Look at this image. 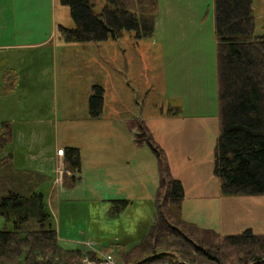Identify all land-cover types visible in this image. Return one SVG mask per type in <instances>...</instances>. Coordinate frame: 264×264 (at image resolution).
<instances>
[{
    "label": "rangeland",
    "instance_id": "1",
    "mask_svg": "<svg viewBox=\"0 0 264 264\" xmlns=\"http://www.w3.org/2000/svg\"><path fill=\"white\" fill-rule=\"evenodd\" d=\"M93 1L95 10L105 2ZM213 1L157 0L150 38L134 41L124 33L110 54L101 48L97 76L106 88L104 109L86 120L90 83L85 68L76 70L78 51L60 36V26L74 25L68 6L60 0H0V124L13 122L7 150L16 170L35 171L46 162L39 190L60 247L100 254L98 263L84 264H102L106 254L116 264H143L158 254L138 251L150 230L159 184L152 149L134 141V125L141 121L164 151L170 176L184 187L183 220L222 235L246 229L264 234V195L224 196L213 175L220 124ZM253 8L254 33L264 34L258 29L264 0H253ZM113 55L122 62H111ZM5 73L13 78L10 92ZM68 147L80 150L84 165L72 187L64 185L54 157ZM112 200L129 204L115 211ZM118 246L139 255L124 256Z\"/></svg>",
    "mask_w": 264,
    "mask_h": 264
},
{
    "label": "trees",
    "instance_id": "2",
    "mask_svg": "<svg viewBox=\"0 0 264 264\" xmlns=\"http://www.w3.org/2000/svg\"><path fill=\"white\" fill-rule=\"evenodd\" d=\"M60 2L68 6L74 24L70 28L60 26V36L66 43L117 40L124 33H131L133 40L139 41L153 35L157 0H105L98 10L94 9L93 0ZM213 2L220 117L213 175L224 196L264 195V35L254 33L253 0ZM5 74V88L10 92L13 78ZM103 103V87L93 85L89 97L91 118L100 117ZM132 121L128 122L131 127ZM134 127L135 143L152 149L159 172L150 230L144 244L138 247L139 252L150 249L151 254L159 255L143 264H264V234L246 229L239 234L222 235L183 220L181 181L170 176L164 151L143 122ZM12 143L13 125L3 121L0 217L4 224L0 227V264H84L85 260L98 263L99 253L60 247L51 212L39 190L46 176L34 170L14 169L13 154L7 150ZM63 158V182L72 187L79 180L80 150L65 148ZM112 201L115 211L124 210L129 204L128 200ZM120 248L116 251L124 256L139 255L125 254ZM163 252L177 254L183 263Z\"/></svg>",
    "mask_w": 264,
    "mask_h": 264
},
{
    "label": "crops",
    "instance_id": "3",
    "mask_svg": "<svg viewBox=\"0 0 264 264\" xmlns=\"http://www.w3.org/2000/svg\"><path fill=\"white\" fill-rule=\"evenodd\" d=\"M260 20L262 21V23L260 24V27H258V29H260L262 31V33H264V15L262 16V18H260ZM257 24H258V21H256ZM261 35H264V34H261ZM123 37V36H122ZM122 37H120L119 39L117 40H107V41H103V42H98V43H66V45H68V47L72 46V48L76 49L78 52V56H77V61L79 64H77V67H76V70L80 71L81 68H85V69H89L88 71H84L85 69L82 70L83 74L86 75V81H88V83H90V93L88 94V103H87V109L85 110H88L89 111V97L92 93V87L93 85H99V79L98 78V59H101L102 58V55H104V53L102 55L98 54L99 50L101 48H104L105 49V53L107 54H110V48L111 49H116L113 45V43L119 41ZM112 55V54H111ZM109 60L111 62H122V60L120 59H117V57L115 55L113 56H110L109 57ZM68 61H73L71 59V57H68L66 59V62ZM80 63H81V66H80ZM95 65H94V64ZM119 65V63H117ZM120 66V65H119ZM113 67V66H112ZM71 69H73V67H68V70L70 71ZM97 78H98V81H97ZM105 83L108 84L111 82V80L109 79V77L107 75H105ZM5 78H4V82L5 83ZM102 85V83L100 82V86ZM13 87V85H12ZM11 88V86L9 87ZM104 89V93H105V89L106 88H103ZM103 109H104V103H103ZM88 117H89V113H88ZM86 120H92L90 117L89 119H86ZM6 121H11L12 125H13V122L12 120H6ZM3 122V121H2ZM1 125V124H0ZM60 148H58L56 150V152H54V157L57 158V163H58V166L63 170V162L61 161L62 158H63V155H58L57 152ZM13 154V153H12ZM48 159H51V157H48ZM12 160H13V157H12ZM45 164L42 165V166H39V168L35 169V171H38L40 173H45V168H46V162H44ZM81 166L82 168H84V165H83V160L81 161ZM172 169L174 170V167H172ZM23 170H26V169H23ZM63 173H65V171L63 170ZM89 251H93V250H89Z\"/></svg>",
    "mask_w": 264,
    "mask_h": 264
},
{
    "label": "built area",
    "instance_id": "4",
    "mask_svg": "<svg viewBox=\"0 0 264 264\" xmlns=\"http://www.w3.org/2000/svg\"><path fill=\"white\" fill-rule=\"evenodd\" d=\"M102 264H114V260L111 255H106L103 260Z\"/></svg>",
    "mask_w": 264,
    "mask_h": 264
},
{
    "label": "water",
    "instance_id": "5",
    "mask_svg": "<svg viewBox=\"0 0 264 264\" xmlns=\"http://www.w3.org/2000/svg\"><path fill=\"white\" fill-rule=\"evenodd\" d=\"M167 254L174 255L180 263H183V262L180 260V258H179V256H178L177 254H173V253H167Z\"/></svg>",
    "mask_w": 264,
    "mask_h": 264
}]
</instances>
